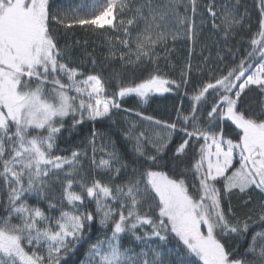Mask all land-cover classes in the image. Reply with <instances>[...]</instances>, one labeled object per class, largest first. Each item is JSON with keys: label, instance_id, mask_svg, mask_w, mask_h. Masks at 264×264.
I'll use <instances>...</instances> for the list:
<instances>
[{"label": "snow or ice", "instance_id": "snow-or-ice-1", "mask_svg": "<svg viewBox=\"0 0 264 264\" xmlns=\"http://www.w3.org/2000/svg\"><path fill=\"white\" fill-rule=\"evenodd\" d=\"M258 8L254 28L243 0H0V264H73L85 245L76 264H264ZM78 32L126 71L78 55ZM169 93L171 119L136 111L151 131L118 139L124 104Z\"/></svg>", "mask_w": 264, "mask_h": 264}, {"label": "trees", "instance_id": "trees-1", "mask_svg": "<svg viewBox=\"0 0 264 264\" xmlns=\"http://www.w3.org/2000/svg\"><path fill=\"white\" fill-rule=\"evenodd\" d=\"M243 3L247 5L249 13L251 15L252 24L255 28V24L257 18L259 16V8L258 3L259 0H243ZM69 42L72 39H79L83 41L87 39V45L81 44L78 45L77 48L79 51L77 52L78 55H81L82 58L88 59V53H91L93 57L97 60V69L102 72L104 76H109L113 72H123L126 71L122 69L120 66L119 61H116L111 64H106L103 60V57L106 55V48L104 46L105 37H96V36H87L85 37L83 33H77L76 37H69ZM215 39L210 33H204L202 36V40L209 45H211V41ZM244 43H247V39H245ZM187 46L181 42L180 46L177 48L176 54L172 57V62L175 63L178 67L183 63V60L187 54ZM212 57L215 58L216 56V48H211ZM199 46L197 47V51L193 53V60L194 62L199 56ZM207 54V50L205 51ZM86 67L91 68L90 64H86ZM163 67V65H162ZM167 70V69H165ZM143 73H137V75H142ZM169 75L175 76L174 72H169ZM182 96V93H169L163 96L153 97V99L149 102L148 105H140L135 100H129L126 104H124L125 108L133 109L131 113H121L116 117V124L112 125L113 131L119 133L118 139H123V129L127 127L125 121H135L138 125V130H143L147 133L151 131L153 126L149 125L146 121L140 120L136 115L135 112L139 111L142 112L144 115H151L156 119L161 120H169L172 118V113L174 110V106L179 105L180 99L178 97ZM242 99L245 101L246 106L251 105L252 107H258L262 101V98L257 95L256 92H248ZM185 103V107H186ZM65 145L62 143L61 147L63 148ZM98 234L95 230L93 232V239L95 235ZM87 251V246H83L77 250V252L73 255V264H76V261H83L85 259V254Z\"/></svg>", "mask_w": 264, "mask_h": 264}]
</instances>
